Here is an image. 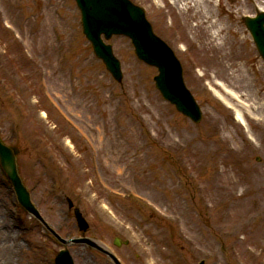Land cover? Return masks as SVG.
Listing matches in <instances>:
<instances>
[{
    "label": "rangeland",
    "instance_id": "374dc122",
    "mask_svg": "<svg viewBox=\"0 0 264 264\" xmlns=\"http://www.w3.org/2000/svg\"><path fill=\"white\" fill-rule=\"evenodd\" d=\"M133 1L180 58L202 122L162 98L157 70L123 36L109 41L123 65L117 83L85 38L75 0H0V136L16 148L34 202L63 237L130 239L117 250L129 264H264V123L259 111L247 114V130L214 91L225 94L221 80L252 96L255 108L264 104V61L244 22L264 0H214L209 24H222L225 51L206 49L208 34L185 0L180 8ZM239 66L246 80H237ZM0 183L2 215L10 190ZM66 196L90 222L86 234ZM150 214L154 221L140 223ZM20 219L36 250L24 243L16 254L0 251V264H42V255L64 248L23 210ZM68 248L76 264H108L86 245Z\"/></svg>",
    "mask_w": 264,
    "mask_h": 264
},
{
    "label": "water",
    "instance_id": "95a60500",
    "mask_svg": "<svg viewBox=\"0 0 264 264\" xmlns=\"http://www.w3.org/2000/svg\"><path fill=\"white\" fill-rule=\"evenodd\" d=\"M84 12L85 31L88 36L94 41L97 53L105 59L109 69L120 79V67L117 60L112 56L110 47H105L100 39L102 32L106 33L107 37L112 32H132L139 43L141 49L139 54L150 63L159 66L161 74L156 78L157 85L163 94L175 102L178 108L189 114L195 119L200 117V112L190 94L184 88L181 78L179 66H176L175 59L171 56V52L157 43L159 49H162L158 54L145 49L150 42L146 40L150 36V28L145 25H139V17H142V12L139 14L138 9L133 7L127 0H78ZM123 16V19L120 18ZM136 20H132V19ZM121 20L128 23L129 26L123 27ZM138 20V21H137ZM264 16H261L256 21L249 20L248 25L251 28L254 37L259 45L261 52L264 55ZM142 29H138V28ZM136 30V31H135ZM153 50V49H152ZM154 51V50H153ZM165 55V56H164ZM160 56V57H158ZM171 57V58H169ZM156 58H159L158 60ZM0 156L2 164L12 180L21 204L38 216V212L32 205L27 189L23 186L21 179L17 173L16 157L13 150L5 147L0 142ZM69 259L66 252H62L60 259Z\"/></svg>",
    "mask_w": 264,
    "mask_h": 264
},
{
    "label": "bare ground",
    "instance_id": "6f19581e",
    "mask_svg": "<svg viewBox=\"0 0 264 264\" xmlns=\"http://www.w3.org/2000/svg\"><path fill=\"white\" fill-rule=\"evenodd\" d=\"M171 4L177 5L179 7V2L182 0H169ZM185 11L193 10L194 19H197L198 23L196 24L201 28L204 32L208 34L209 40L206 46V49L211 51H225V42L226 38L221 40L220 31L222 30V24L217 23V21L211 22L209 24L210 19L214 16V0H185L184 3ZM180 8V7H179ZM185 24L190 28V23L185 22ZM157 49V47H156ZM227 53V52H225ZM224 53V54H225ZM219 58V57H218ZM237 71V80L243 78L246 80L248 73L244 69L243 66H239ZM217 84L220 86L221 90L225 94L219 93L217 90L215 94L217 97L223 100L229 107H231L235 113V117L238 122L249 128L247 114L256 117V112H260V123H264V104H260L255 108L256 102L253 100V97L249 94H241L233 89H231L228 85H226L223 81L217 80ZM247 96V98H245ZM234 100L235 103H231V101L227 98ZM253 100V102H250ZM11 228L6 226V220L0 216V251L1 253H10L16 254L20 248L14 249L12 244L8 246L9 236L11 235Z\"/></svg>",
    "mask_w": 264,
    "mask_h": 264
}]
</instances>
